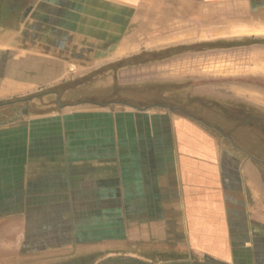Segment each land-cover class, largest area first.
I'll list each match as a JSON object with an SVG mask.
<instances>
[{
	"label": "crops",
	"instance_id": "1",
	"mask_svg": "<svg viewBox=\"0 0 264 264\" xmlns=\"http://www.w3.org/2000/svg\"><path fill=\"white\" fill-rule=\"evenodd\" d=\"M168 47L184 51L142 66L149 78H206L193 89L264 107V71L230 66L264 60V0H26L4 12L0 233L70 248L77 232L91 264H264L260 157L168 107L31 96Z\"/></svg>",
	"mask_w": 264,
	"mask_h": 264
},
{
	"label": "trees",
	"instance_id": "2",
	"mask_svg": "<svg viewBox=\"0 0 264 264\" xmlns=\"http://www.w3.org/2000/svg\"><path fill=\"white\" fill-rule=\"evenodd\" d=\"M12 0H0V12L13 8ZM2 18V17H1ZM181 49V48H179ZM175 48H165L153 52H143L132 55L127 58L118 59L113 62L102 64L84 73L75 75L70 81H63L61 84L65 86L59 87H42L31 96L37 97L45 105L56 104L58 107L65 106L70 101L77 99H85L93 105H106L113 102L117 104H129L136 106L124 100H113L114 93L121 90L118 84L109 85L108 80L102 81V78L109 75L112 76L114 82L117 73L120 70H130L132 68H141L144 65L154 63L156 61L166 60L167 58L179 54L183 51ZM148 83L153 86L155 84L164 83L168 86L166 92L154 93L152 90L148 96H154L160 100H166V105L158 101L148 102L145 107H168L171 110H178L184 114L197 116L196 119L207 128L222 134L232 143L241 144L255 156L260 157L264 161V107L255 105L249 101L232 95L215 96L211 94H203L201 91H195L193 88L196 81L205 84L209 79H190V81L181 87H172L178 85L176 81L159 80ZM100 81L101 84L94 86V83ZM136 82V81H135ZM129 87L139 85L130 82ZM197 82L196 84H198ZM199 83V84H201ZM59 84V85H61ZM181 84V83H180ZM125 85V84H124ZM80 87V88H79ZM194 90V92L192 91ZM174 90L175 93H171ZM169 91V92H168ZM125 95V94H124ZM126 95H128L126 93ZM130 96V95H129ZM178 96V97H174ZM115 98V97H113ZM205 103H200V99ZM152 101V100H151ZM206 117V118H202Z\"/></svg>",
	"mask_w": 264,
	"mask_h": 264
},
{
	"label": "rangeland",
	"instance_id": "3",
	"mask_svg": "<svg viewBox=\"0 0 264 264\" xmlns=\"http://www.w3.org/2000/svg\"><path fill=\"white\" fill-rule=\"evenodd\" d=\"M259 60H252L250 62L249 60H246L244 62V64L246 65L239 64L238 66L237 64L233 65L231 63L230 66L232 69H251L249 64H252V69L264 71V60L263 61H259ZM145 70L146 72L144 73L142 68L130 69L127 70L128 72H126V74L122 76L121 75L117 76L115 82L114 79H112L113 81L112 85L115 84L120 85L121 90L115 92L114 96H112L111 99L124 100L132 104H135L136 107H142L144 105H147L149 101L150 102L158 101L159 103H162L164 105L169 103L164 99L160 100L158 98H155L154 96H148L151 90L154 93H158L159 91L166 92L168 86H166L164 83L155 84L153 86L149 85L148 83H151V81H157V80H155L156 78H149L151 74L147 73L148 71L147 67L145 68ZM110 77L112 78L111 75L104 77L102 78V81L103 82H105L106 80L109 81ZM132 77L134 78V80H130V78ZM185 78L186 79L184 80H174L178 82V85L177 86L171 85V88L174 87L175 89V87H181L183 85H186L190 81V77H185ZM197 78L198 77L191 79H197ZM235 79L236 80L230 81V83L229 82L221 83V81H219L218 85L225 87L228 84L232 85L233 82H235L236 83L235 85L238 86L239 79L237 77ZM130 82L138 83L139 85H135L132 88L127 86L128 84H131ZM261 87L262 89H257L256 91L260 92L261 98L264 101V80L261 81ZM192 91L194 92L193 89ZM216 92H218L219 95H222V93H225V90L216 89ZM126 93L128 95H126ZM171 93H173L174 95L175 91L172 90ZM174 97H178V96H174ZM199 102L205 103V100H203L202 98V100L200 99ZM202 118H206V117H202ZM2 221L3 219H0V224L2 223ZM40 221L41 220L37 221V227H39ZM14 229L15 227L10 225L9 228L7 227V231L5 233H0V264H91L92 263V259H90L91 255H89L90 252L87 254L85 250L81 249L83 248L82 245L84 243L82 242L80 244V242L78 241L77 232L73 234V238L70 243V248H62V247L42 248L41 246H44L48 242H41V239L39 240L36 239V242L31 243L29 241L30 237L23 238L22 241L19 239L18 234L14 233ZM78 249H81L82 252H78Z\"/></svg>",
	"mask_w": 264,
	"mask_h": 264
},
{
	"label": "flooded vegetation",
	"instance_id": "4",
	"mask_svg": "<svg viewBox=\"0 0 264 264\" xmlns=\"http://www.w3.org/2000/svg\"><path fill=\"white\" fill-rule=\"evenodd\" d=\"M12 1H13V6H14V7H13V11H14V9L17 7V2H18V1H19V2H20V1H23V2H24V1H26V0H12ZM11 11H12V10H11ZM2 16H3V13L0 12V19H1Z\"/></svg>",
	"mask_w": 264,
	"mask_h": 264
}]
</instances>
